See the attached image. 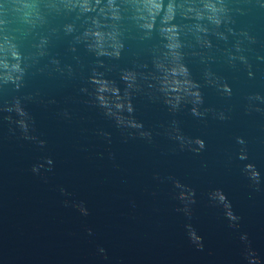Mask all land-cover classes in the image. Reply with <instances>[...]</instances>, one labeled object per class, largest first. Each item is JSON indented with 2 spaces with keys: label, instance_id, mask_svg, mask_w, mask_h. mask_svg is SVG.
Listing matches in <instances>:
<instances>
[{
  "label": "water",
  "instance_id": "1",
  "mask_svg": "<svg viewBox=\"0 0 264 264\" xmlns=\"http://www.w3.org/2000/svg\"><path fill=\"white\" fill-rule=\"evenodd\" d=\"M134 5L0 0V264H264V0Z\"/></svg>",
  "mask_w": 264,
  "mask_h": 264
},
{
  "label": "clouds",
  "instance_id": "2",
  "mask_svg": "<svg viewBox=\"0 0 264 264\" xmlns=\"http://www.w3.org/2000/svg\"><path fill=\"white\" fill-rule=\"evenodd\" d=\"M114 2V0H113ZM26 7H32V5H25ZM88 0H83V7L87 10ZM135 9L137 12V19L143 21L142 27L151 28L153 26V21L155 17L164 8V0H135ZM175 5L169 3L167 6L166 18L171 19L174 12ZM115 18H118L116 12L113 13ZM97 40H103V34L100 32L95 33ZM13 56L18 55V53L13 52Z\"/></svg>",
  "mask_w": 264,
  "mask_h": 264
}]
</instances>
